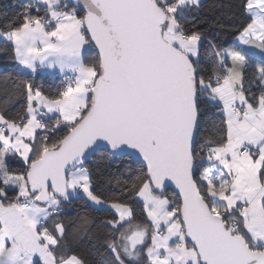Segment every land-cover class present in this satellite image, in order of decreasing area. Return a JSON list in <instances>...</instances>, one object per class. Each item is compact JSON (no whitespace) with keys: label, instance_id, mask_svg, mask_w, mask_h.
Listing matches in <instances>:
<instances>
[{"label":"snow or ice","instance_id":"1","mask_svg":"<svg viewBox=\"0 0 264 264\" xmlns=\"http://www.w3.org/2000/svg\"><path fill=\"white\" fill-rule=\"evenodd\" d=\"M222 14L243 18L220 24L231 48L198 23ZM4 18L0 264H264V0H35Z\"/></svg>","mask_w":264,"mask_h":264},{"label":"trees","instance_id":"2","mask_svg":"<svg viewBox=\"0 0 264 264\" xmlns=\"http://www.w3.org/2000/svg\"><path fill=\"white\" fill-rule=\"evenodd\" d=\"M216 2L227 5L230 2L238 3L239 0H216ZM29 3L21 2L19 0H0V26L6 23V20L4 18L5 14L11 17L14 13H20L25 10L26 6ZM223 13H227V8L223 9ZM235 19H243V18H234L233 16L229 14H222L219 17V20H220L219 24L212 20L205 22L204 18H201L198 21V23L207 30L210 38L214 39L217 43L221 44L223 47L231 48V47H234L235 35H233L230 32L221 31L220 24H224L225 27H230L231 23L234 22ZM3 46H4V41L0 39V48H3ZM204 48L207 49V43H205ZM3 62H4L3 54L0 53V64H2ZM11 63H13V67H15L14 62H11ZM35 81L37 84L42 83L46 89L51 88L54 90L56 85L59 83V77L53 79L48 74L37 73L35 76ZM3 98H4L3 95L0 94V100H2ZM208 108L210 112L216 111V109H214L211 105H208ZM215 119L217 120L220 119L218 112H217ZM96 179L102 185L101 190L104 191L106 195L112 194L113 186H109L107 183L104 182V179L101 177H97ZM169 194H170V191H169ZM141 208H142V205H139V204L136 205L137 219L132 222L133 224L137 222H142V220L140 219ZM89 211L91 212L92 210L89 209ZM110 211L113 212L112 210ZM76 213H77V209L74 207H69L66 210L64 217H62L66 225L68 224L69 221L75 218ZM92 215L96 218L97 225L100 224V221L102 219L111 218V215L106 212H92ZM51 224L52 222L49 221V226H51ZM70 232H71V227H69V233ZM73 247L76 249L77 254L86 256L89 259L99 260V257L95 254V252L89 249L87 237L84 238L83 242L79 245V247H77L76 245H73Z\"/></svg>","mask_w":264,"mask_h":264},{"label":"crops","instance_id":"3","mask_svg":"<svg viewBox=\"0 0 264 264\" xmlns=\"http://www.w3.org/2000/svg\"><path fill=\"white\" fill-rule=\"evenodd\" d=\"M29 2H30V3H34L35 0H29ZM234 40H235V38H234ZM257 51H259V50L257 49ZM40 73H45V74H47L46 72H40Z\"/></svg>","mask_w":264,"mask_h":264},{"label":"built area","instance_id":"4","mask_svg":"<svg viewBox=\"0 0 264 264\" xmlns=\"http://www.w3.org/2000/svg\"><path fill=\"white\" fill-rule=\"evenodd\" d=\"M19 1L29 3V0H19Z\"/></svg>","mask_w":264,"mask_h":264},{"label":"rangeland","instance_id":"5","mask_svg":"<svg viewBox=\"0 0 264 264\" xmlns=\"http://www.w3.org/2000/svg\"><path fill=\"white\" fill-rule=\"evenodd\" d=\"M112 211L114 212L115 210L113 209Z\"/></svg>","mask_w":264,"mask_h":264},{"label":"water","instance_id":"6","mask_svg":"<svg viewBox=\"0 0 264 264\" xmlns=\"http://www.w3.org/2000/svg\"><path fill=\"white\" fill-rule=\"evenodd\" d=\"M169 191L171 192V189H169Z\"/></svg>","mask_w":264,"mask_h":264}]
</instances>
